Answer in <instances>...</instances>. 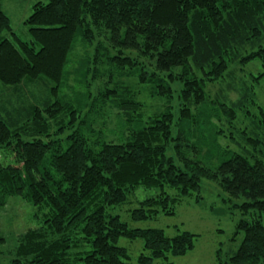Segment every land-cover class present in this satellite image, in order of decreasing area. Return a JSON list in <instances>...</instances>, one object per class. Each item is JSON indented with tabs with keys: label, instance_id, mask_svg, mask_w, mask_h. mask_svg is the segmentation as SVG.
<instances>
[{
	"label": "trees",
	"instance_id": "obj_1",
	"mask_svg": "<svg viewBox=\"0 0 264 264\" xmlns=\"http://www.w3.org/2000/svg\"><path fill=\"white\" fill-rule=\"evenodd\" d=\"M2 1L0 34L14 41H0V209L19 196L45 214L6 264H134L121 237L144 241L136 264H174L197 235L131 228L108 209L157 189L132 220L174 215L183 198L199 200L202 178L244 197L236 206L251 215L237 225L244 238L230 263L264 264V0L37 2L29 42ZM78 43L87 55L76 62ZM254 62L258 73L244 76ZM146 92L171 105L148 112ZM69 126L65 144L50 138Z\"/></svg>",
	"mask_w": 264,
	"mask_h": 264
},
{
	"label": "rangeland",
	"instance_id": "obj_2",
	"mask_svg": "<svg viewBox=\"0 0 264 264\" xmlns=\"http://www.w3.org/2000/svg\"><path fill=\"white\" fill-rule=\"evenodd\" d=\"M37 2L47 3L49 0L2 1L1 9L9 17L13 32L23 41L29 42L32 40L29 34V28L25 22L31 15L34 4ZM3 38L14 39L13 35L8 31L0 34V41ZM86 55L85 47H82L78 43L71 54V59L73 57V60L79 62ZM71 64L69 67H71ZM260 67L261 65L258 62L250 63L241 73L244 76L250 75L251 73L257 74ZM219 86L220 83L210 85L207 91L215 93ZM256 93L258 104L264 106V83L256 88ZM140 99L144 100L147 104L148 112L161 110L166 104L171 105V101L168 102L166 99L152 97L147 92L143 93ZM12 100L14 103L17 102V99ZM172 102L175 106L178 103V99H174ZM109 111L111 112L110 114ZM114 111V113L110 109L106 111L107 115L105 119L108 120V128L114 127L117 114V111ZM56 128L54 127L51 131L50 138L60 139L65 144V138L76 127L72 128L69 126L63 133L54 134ZM44 140L47 141L48 139L44 138ZM188 154L195 156L208 166H215L216 161H218L210 159L205 153L196 155L191 151ZM168 155L176 156L173 150H168ZM0 158L4 159L3 155L0 154ZM157 192V189L147 190L139 188L129 194L126 202L109 208L108 212L113 215H119L131 228L162 229L169 237H174L182 231H188L197 235L194 249L185 256L172 257L171 261L174 264H231L230 258L238 250L244 238L243 233H237V225L243 218L251 220V215H244L242 210L236 206L246 201L244 197L230 200L228 193L225 192L217 181L202 178L201 197L199 200L198 194L195 193L192 197L183 198L176 204L174 215L160 213L152 219L133 221L131 211L138 208L140 202L145 198L154 196ZM169 192L173 193L171 190ZM44 218V211L38 212L37 207L29 201L19 196L9 198L7 205L0 209V238H4V240H0V264H6L14 257V249L19 236L29 229L40 226ZM119 245L127 248L130 261L134 264L137 263L140 254L145 252L144 241L142 239L130 240L121 237ZM155 264H162V261L158 260Z\"/></svg>",
	"mask_w": 264,
	"mask_h": 264
}]
</instances>
